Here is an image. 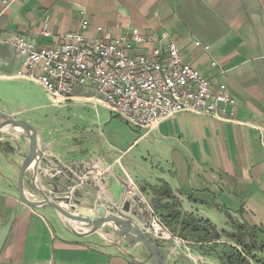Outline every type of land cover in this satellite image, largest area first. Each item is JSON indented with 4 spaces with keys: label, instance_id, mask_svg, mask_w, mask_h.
I'll return each instance as SVG.
<instances>
[{
    "label": "crops",
    "instance_id": "obj_1",
    "mask_svg": "<svg viewBox=\"0 0 264 264\" xmlns=\"http://www.w3.org/2000/svg\"><path fill=\"white\" fill-rule=\"evenodd\" d=\"M96 26L129 37L137 28L153 39L134 43L133 53L147 52L162 41L176 43L187 63L236 99V119L182 112L150 128H132L129 142L95 123L71 119L60 124L51 97L21 73L16 50L0 44V87L8 90L7 83L25 82L44 91L36 101L21 100L22 116L5 112L34 124L39 133V155L25 172L26 194L42 199L40 191L56 197L70 188L71 195L81 194L82 204L105 205L144 225L152 221L153 187L164 181L174 199L162 202H178L182 212L209 220L220 234L198 241L178 232L169 237L152 233L156 242L172 246L168 264H228L232 247L243 251L223 234L236 232V225L260 228L255 236L258 244L264 242V223L253 219L251 208L252 199L264 194V0H15L8 6L0 0L2 31L42 45L58 43L67 32L98 36ZM44 29L53 36L41 35ZM163 33L166 40H160ZM80 88L61 104L79 106L76 118L82 109L108 108L101 94L83 95ZM65 110L61 115L71 118ZM9 127L0 132V141L14 149L10 154L0 150V264H159L155 258L147 260L143 243L133 244L110 224L103 231L127 252L96 233L74 234L52 206L26 204L18 179L30 142L23 130ZM225 192L239 198L238 208L216 201ZM182 237L189 243L181 244ZM248 264L259 263L248 258Z\"/></svg>",
    "mask_w": 264,
    "mask_h": 264
},
{
    "label": "built area",
    "instance_id": "obj_2",
    "mask_svg": "<svg viewBox=\"0 0 264 264\" xmlns=\"http://www.w3.org/2000/svg\"><path fill=\"white\" fill-rule=\"evenodd\" d=\"M1 1L8 6L15 0ZM96 32L99 35L95 37L67 32L59 36L58 43L42 45L0 28V44L16 50L21 73L39 83L53 102L70 100L78 87L95 88L110 111L135 129L150 128L182 112L236 119V99L225 87L214 88L209 76L187 63L176 43L162 41L147 52L133 53L134 43H151L153 39L137 28L131 37L114 36L103 26H96ZM41 35L51 37L53 33L44 29ZM167 38L163 33L160 40ZM195 45L201 46V42ZM152 221L151 234L167 237L160 220L159 224Z\"/></svg>",
    "mask_w": 264,
    "mask_h": 264
},
{
    "label": "water",
    "instance_id": "obj_3",
    "mask_svg": "<svg viewBox=\"0 0 264 264\" xmlns=\"http://www.w3.org/2000/svg\"><path fill=\"white\" fill-rule=\"evenodd\" d=\"M0 118L2 119L0 121V129L8 127L9 125L20 128L25 131L24 134L30 142V150L22 162L18 179L19 193L26 204L37 208L52 206L57 210L74 234L87 236L96 233L104 238L107 243L118 246L127 252L120 242L113 240L103 231V226L110 224L114 232L122 237L131 239L133 244L143 243L149 252L147 260L155 258L159 264H168V255L172 252V248L154 240L150 234V229H153L151 222L140 225L134 220L124 217L121 213L119 216L109 211V208L105 205L82 204L78 198L81 197V194L71 195L70 188L66 189L60 196L54 197L50 196L47 191H40L43 192L42 199L30 198L24 189V179L26 170L35 162L39 155L40 138L38 130L34 124L15 118L1 110Z\"/></svg>",
    "mask_w": 264,
    "mask_h": 264
},
{
    "label": "rangeland",
    "instance_id": "obj_4",
    "mask_svg": "<svg viewBox=\"0 0 264 264\" xmlns=\"http://www.w3.org/2000/svg\"><path fill=\"white\" fill-rule=\"evenodd\" d=\"M8 84L10 86L8 88V90L6 88H5V90H3L0 87V110L3 112L14 111L16 113L15 114L16 116H22L23 115V113L20 111L22 108L20 106V104H21V100L23 98L25 101H27L29 99L36 101L39 98L38 96H39L40 92H44V91H42V89L40 87L39 88L37 86L34 87V85L32 86L29 83H28L29 85H27L25 82L7 83V85ZM1 85L4 86V84H1ZM19 87L24 88L25 93L24 92L20 93ZM79 90H80V92H79ZM77 91H78V93H80V94L82 93L83 95H96V96H98L100 94V92L97 91L95 88H83V89L80 88ZM22 93H23V95H22ZM64 102L63 101L61 103L53 102L54 104L51 103V104H53L52 105L53 108H57V110H58L57 112H54L55 113L54 116L59 118L60 124L64 123V122L65 123L72 122L71 119H74V121H79V122L87 121L89 123H95V125L98 124L102 128H105L106 132L108 134L114 133L116 135L115 136L116 139L120 140L122 142H129L130 140L133 139V137H131L129 135L133 131L132 127L124 119H122L120 116H117L116 114L112 113L109 108L99 106V107H97V109L91 108V110H86V111H85V109H82V111H85V112H82L80 110L78 118H76L77 112H78L76 110V107H79V106H76V107L68 106V105L61 106V104H63ZM63 109L67 110V111L65 110V112H71L72 113V115L69 116L71 118H68V115H64V116L61 115ZM88 119H89V121H88ZM9 126L3 128V129H0L1 134L3 131H5V132L9 131V128H10ZM21 130L22 129H20V131ZM23 132L25 133L24 130H23ZM1 143L7 144L5 142H1ZM216 201L224 203L225 206H227L230 209L238 208L240 205L239 198H237V196L234 195L233 193H227V192H225V194L218 195L216 198ZM251 204H252L251 208H252V206L255 208V209L252 208L253 219L255 221H263V223H264V215L259 216L264 211V194H261L257 198H253ZM149 208H151V210H152L151 213L152 212L154 213V214L152 213L151 218L158 224H159V220H160V223H161L160 225L166 231L167 236L168 235L172 236L173 234L176 233V232L175 233L172 232L170 229H168L165 226V224L162 221V218L160 216V213H158L153 206V200H152V205L150 204ZM183 213H188V212H183ZM199 218H201V217H199ZM152 222L153 221H151V223ZM150 230H153V229L151 228ZM256 231H260V228H255V232ZM261 233H263L262 236H264V232L262 231ZM150 234H151V232H150ZM178 235H180V234H178ZM256 240H258V239H256ZM168 241H171V240H168ZM180 241H182L181 244H184V245L189 243V241L184 239V238L180 239ZM160 244H162V243H160ZM167 246H169V245H167ZM170 247L172 248V246H170ZM238 250L242 251V249H238ZM255 250H258V249H255ZM253 251H252L251 256L246 254L247 262H248V258H252V256H256L255 261L259 264H263V262H264V250L261 251L260 255L253 254ZM228 254H229V252H228ZM228 254L226 256V261L228 264H230V261L228 259Z\"/></svg>",
    "mask_w": 264,
    "mask_h": 264
},
{
    "label": "trees",
    "instance_id": "obj_5",
    "mask_svg": "<svg viewBox=\"0 0 264 264\" xmlns=\"http://www.w3.org/2000/svg\"><path fill=\"white\" fill-rule=\"evenodd\" d=\"M0 150L10 154L14 152V149L0 142ZM155 198L153 200V206L162 218L165 226L172 232H178L180 236L191 235L198 241L210 240L216 237H220L216 227L209 221L203 218H199L190 213H183L178 202H162L163 199H174V194L170 185L166 182H162L160 186L153 187ZM236 232H223L224 235L230 236L240 246L243 251L238 250L237 247H232L228 254L230 264H247L246 254L252 255V251L255 249L264 250V242L258 244L255 236V227H248L246 225H236ZM249 237V242L246 240ZM256 258V256H252ZM264 264V262H263Z\"/></svg>",
    "mask_w": 264,
    "mask_h": 264
},
{
    "label": "bare ground",
    "instance_id": "obj_6",
    "mask_svg": "<svg viewBox=\"0 0 264 264\" xmlns=\"http://www.w3.org/2000/svg\"><path fill=\"white\" fill-rule=\"evenodd\" d=\"M156 229L158 230V231H161V229L158 227V226H156ZM163 233H165L164 231H162ZM166 234V233H165Z\"/></svg>",
    "mask_w": 264,
    "mask_h": 264
}]
</instances>
